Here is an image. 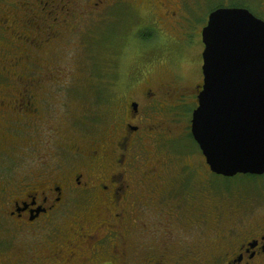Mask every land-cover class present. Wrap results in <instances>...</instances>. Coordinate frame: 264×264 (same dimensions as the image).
<instances>
[{
	"label": "flooded vegetation",
	"instance_id": "obj_1",
	"mask_svg": "<svg viewBox=\"0 0 264 264\" xmlns=\"http://www.w3.org/2000/svg\"><path fill=\"white\" fill-rule=\"evenodd\" d=\"M78 1L85 4L71 0V7H57L56 0H46L39 7L26 2L25 17L16 15L17 21L15 13L9 18L0 17V37L16 24L30 21L21 36L14 35L19 42L38 35V49L44 42L59 38L65 24L75 32L78 14L89 18L91 13L120 12L124 4L129 9L134 7L130 0ZM155 4V0H137L138 7L150 9ZM220 6L250 9L237 0H217L209 6V12ZM183 9L187 10L185 5ZM256 16L264 20V16ZM5 38L8 39L6 35ZM187 43L191 47L195 41ZM146 45L151 58L154 45ZM30 59L27 52H21L8 61H0L1 78L12 81V87L19 83L14 90L16 95L0 89V112L12 113V117L14 114V129L22 136H35L38 123L45 121L49 110L44 97L37 96L38 89L41 93L46 91L24 74L32 70ZM145 68L149 74L151 63ZM201 84L202 80L194 84V93L188 94L184 88L178 93L177 88L166 87L167 83L152 84L146 79L140 89L141 98L125 99L116 111L110 133L90 137L80 130L75 138L71 128V139L62 134L56 139L55 133L51 134L54 140L48 146L53 148L48 151L56 160L49 164L51 168L37 156L34 172L18 178L12 177L14 172L1 176L0 264H264V220L246 221L264 202V185L258 194L234 198V192L216 185L215 179L225 176L203 165L201 151L197 152L202 160L199 168L205 177L200 184L195 181V166H181L176 179L162 159L167 143L170 147L172 141L183 139L185 147H198L190 126ZM167 115L174 116L177 122L184 121L188 128L185 133L176 135L174 130V134L166 124ZM83 117L80 128L90 126V120L87 123L84 114ZM51 127L50 131L56 130ZM10 142L15 143L12 134L0 136L2 150ZM174 147L181 149L176 144ZM263 177L254 178L262 182ZM210 194L222 198V202L215 207ZM154 221L159 229L156 235ZM177 224L188 225L199 233L208 228L214 240H200L201 245L190 247L174 246L168 233ZM64 232L68 238L60 240L59 235ZM23 234H29V238L17 245L13 238ZM44 234L48 242L41 241Z\"/></svg>",
	"mask_w": 264,
	"mask_h": 264
},
{
	"label": "rangeland",
	"instance_id": "obj_2",
	"mask_svg": "<svg viewBox=\"0 0 264 264\" xmlns=\"http://www.w3.org/2000/svg\"><path fill=\"white\" fill-rule=\"evenodd\" d=\"M76 1L81 5L85 4ZM155 1L158 4L150 9L138 7L137 0H130L131 6H134L132 10L124 7L126 5L124 4L120 12L117 10L106 14L91 13L88 14L89 18L87 16L80 18L82 14H78L75 32L72 33L71 26L65 24L60 29L59 38L57 36L44 42L38 49L36 46L38 42H41L38 35H31L22 42H19L20 39H16L14 35L21 36L25 28L29 27L30 21L16 24L11 32L8 30L3 32L4 37H0V53L4 57L0 56V61H8L15 54L27 52L31 57L32 70L24 74L34 79L35 84L46 91L41 93L38 89L37 96L44 97L49 110L45 113V121L38 123L39 131L35 133V136L32 133L22 136L14 129L17 124L14 122V114L12 117V113L8 115L0 112V136L8 132L15 137V143L5 144V151L0 148L3 152L0 154V177L14 172L12 177L18 178L20 175L34 172L38 161L37 156L51 168L49 164L53 165L56 160L48 151L53 148L48 146V143L54 140L52 136L54 133L56 139H59V134L64 135L66 139H71V134H68L71 128L75 130L72 134L75 138L80 130L89 134L90 137L99 136L100 133H110L116 111L124 104L125 99L141 98L140 89L145 86L146 79H149L152 84L167 83L166 87L173 86L178 89V93H182L183 88L188 94L194 93L193 85L203 79L201 31L206 25L209 6L217 0H172V3L170 0ZM237 1L250 6L249 10L254 15L264 16V6L261 5L264 0ZM26 2L40 7L46 3V0H0V17L9 18V14L14 13L16 21V15L19 18L25 17ZM55 4L57 7L64 5L71 7V0H56ZM184 5L186 11L183 9ZM189 40L195 41L191 47L187 43ZM149 42L154 45L151 58L146 45ZM168 54L174 55L170 57ZM148 57L152 60L151 62H148ZM149 63H151V71L148 74L145 66ZM12 72L22 74L20 71ZM10 83L12 81H6L0 76V89L11 91L16 95L14 90L19 83L15 87H12ZM5 100L9 102V99ZM83 114L85 122L88 123L90 120V126L86 128L84 126L80 128ZM186 115L190 118L188 111ZM165 119H167L166 124L171 126L173 132L175 130L176 135L183 134L188 129L184 121L177 122L173 120L172 115H167ZM50 127L53 130L50 131ZM175 144L181 149L175 148ZM185 144L189 145L187 141ZM170 145L169 147L167 143L162 157L168 169L173 170V175L178 179L181 166H195L198 169L195 181L200 184L205 177V172L199 168V164L202 165L200 154L197 153L200 149L196 145H194L195 149L190 146L186 148L183 145V139L172 141ZM203 165L206 166L205 161ZM260 180L263 181L237 174L230 178H217L215 183L228 192H234L231 194L234 198L242 196L248 198L261 192L264 177ZM210 198L215 207L223 200L215 198L212 194ZM256 208V212L249 215L246 221L264 220V217L261 218L264 216V202ZM152 215L155 216L154 213ZM154 226L156 235L158 228L155 221ZM65 228H68L67 223ZM170 230L168 235L172 245L177 247L201 245L200 240L205 241V239L214 240L210 238L211 232L208 228L199 233L198 230L189 229L188 225L177 224ZM65 233L59 235L60 240L68 238ZM28 235L23 234L13 240L17 245L22 244L23 239L29 238ZM41 238L42 242H48L47 235H41ZM207 245H209L208 242ZM203 246L206 247V244ZM220 246L221 244L218 243L217 247Z\"/></svg>",
	"mask_w": 264,
	"mask_h": 264
},
{
	"label": "water",
	"instance_id": "obj_3",
	"mask_svg": "<svg viewBox=\"0 0 264 264\" xmlns=\"http://www.w3.org/2000/svg\"><path fill=\"white\" fill-rule=\"evenodd\" d=\"M203 80L191 134L216 174H264V21L219 7L201 31Z\"/></svg>",
	"mask_w": 264,
	"mask_h": 264
},
{
	"label": "trees",
	"instance_id": "obj_4",
	"mask_svg": "<svg viewBox=\"0 0 264 264\" xmlns=\"http://www.w3.org/2000/svg\"><path fill=\"white\" fill-rule=\"evenodd\" d=\"M246 176H248V177L250 176L251 178H254V177H255V175H246ZM254 179H255V178H254Z\"/></svg>",
	"mask_w": 264,
	"mask_h": 264
}]
</instances>
